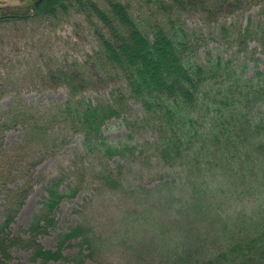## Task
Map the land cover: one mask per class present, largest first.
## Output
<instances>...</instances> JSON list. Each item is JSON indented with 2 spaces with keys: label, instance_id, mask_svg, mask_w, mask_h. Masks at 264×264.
<instances>
[{
  "label": "trees",
  "instance_id": "16d2710c",
  "mask_svg": "<svg viewBox=\"0 0 264 264\" xmlns=\"http://www.w3.org/2000/svg\"><path fill=\"white\" fill-rule=\"evenodd\" d=\"M242 3L153 0V11L134 13L124 0H35L33 14L28 10L22 15L0 14V22L51 18L72 10L90 17L99 44L97 59L92 57L87 71L96 69L104 78L109 70L114 77H122L124 92L119 90L116 99L107 101L86 100L80 95L84 89L78 85L81 79L76 66L55 65L47 77L62 78L69 97L56 111H48L38 126L54 116L70 123L83 136V150L100 171V182L113 190L122 187L126 163L116 162L110 168L105 160L120 158L133 164L147 159V168L156 170L154 180L159 183L150 188L128 186L142 203L139 217L132 223L156 233L163 255H171L169 260L175 258L179 264H264V70L256 66L250 73L248 63L214 52L207 46L209 35L189 29L181 19L185 12L234 13ZM214 34L232 36L239 44L256 42L264 51V24L252 19L233 32L222 25ZM80 74L85 80L84 70ZM124 97L142 106L144 115L138 120L151 131L153 141L134 143L128 135L110 142L104 135L105 124L126 113ZM28 126L34 129L35 125ZM30 135L27 131L25 140ZM62 184L58 178L45 188L27 238L13 236L11 224L30 185L25 182L7 189L0 225L3 260L10 258L15 246L31 251L32 260H65L63 248L76 239H80L81 250L72 264H83L82 249L90 250L89 255L95 252L93 242L97 244L101 236L82 221L59 234L56 250L44 249L37 239L54 228L61 203L78 193L77 185L62 189ZM165 190L173 215L185 217L195 233L201 225L210 232L203 237L183 232L172 235L152 225L154 217L148 212L146 196Z\"/></svg>",
  "mask_w": 264,
  "mask_h": 264
},
{
  "label": "rangeland",
  "instance_id": "374dc122",
  "mask_svg": "<svg viewBox=\"0 0 264 264\" xmlns=\"http://www.w3.org/2000/svg\"><path fill=\"white\" fill-rule=\"evenodd\" d=\"M124 1L131 5L134 13L155 9L153 0ZM34 2L0 0V14L22 15L27 10L31 14ZM89 18L87 14L72 10L51 18L30 17L0 22V225L6 208L7 189H15L27 182L30 192L11 224L13 236L27 238V228L32 217L40 211L45 188L60 178L62 189L74 185L79 189L74 198L65 199L59 206L54 228L37 236L44 249L56 250L59 234L82 221L90 223L101 236L97 244L93 242L97 249L94 247L92 255L87 248L82 249L85 256H82L83 264H179L175 258L169 260L171 255H163L156 233L132 223L139 217V205L142 203L139 204L140 195L128 186L150 188L159 183L154 180L156 170L147 168V159L133 161V164L120 158L105 160L104 165L110 168L115 167L116 162L126 163L120 182L122 187L113 190L100 182V171L95 169L92 158L83 150V136L70 123L54 116L43 127L38 126L48 117V111H56L69 97L68 87L62 78L47 77L55 65L76 66L81 79L78 85L84 89L80 95L86 100L107 101L116 99L119 90L124 92L122 77H114L109 70L105 71L107 77L104 78L96 69L87 71L92 57L96 58L99 44L96 29ZM181 19L189 29L207 33V46L214 52L232 57L239 63H248L250 73L256 66L264 70V51L258 43L248 41L247 45L239 44L232 36L214 34L222 25L229 26L233 32L245 26L249 19L264 24V0H243L241 8L234 13L185 12ZM81 70H84L85 80ZM125 100L128 106L126 113L109 120L103 127L104 135L110 142H119L128 135L134 143L153 141L151 131L138 120L144 115L142 106L127 97ZM28 124H34V129H30ZM27 131L31 135L25 140ZM95 164L101 166L98 161ZM156 192L146 196L145 202L149 214L154 217L152 225H157L158 230L163 229L172 235L183 232L192 236L198 233L199 237L210 232L207 226L201 225L195 233L185 217L173 215L167 190ZM78 241L80 239L65 245L62 250L63 256L68 258L65 260H32L31 251L15 246L11 248L10 258L3 260L0 256V262L72 264V259L81 250Z\"/></svg>",
  "mask_w": 264,
  "mask_h": 264
}]
</instances>
